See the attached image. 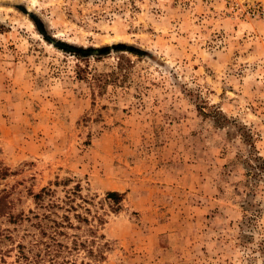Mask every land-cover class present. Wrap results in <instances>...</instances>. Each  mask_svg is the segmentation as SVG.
Segmentation results:
<instances>
[{"label": "rangeland", "instance_id": "rangeland-1", "mask_svg": "<svg viewBox=\"0 0 264 264\" xmlns=\"http://www.w3.org/2000/svg\"><path fill=\"white\" fill-rule=\"evenodd\" d=\"M77 184L99 264H264V0H0V264Z\"/></svg>", "mask_w": 264, "mask_h": 264}, {"label": "trees", "instance_id": "trees-1", "mask_svg": "<svg viewBox=\"0 0 264 264\" xmlns=\"http://www.w3.org/2000/svg\"><path fill=\"white\" fill-rule=\"evenodd\" d=\"M82 53L90 54L89 50ZM58 183L55 182L57 185ZM75 187L67 191L65 199L60 202L49 200L45 204L46 196L53 195L54 192L48 187L34 194L35 202L47 211L28 217L32 227L38 232L31 234L27 243L20 242L17 245L20 264H99L106 259L111 243L95 223V220L100 222L101 216H92L91 208L84 204L88 201L82 196L80 185ZM122 197L117 191L106 194V198L113 203H119ZM77 198L82 202L77 203ZM7 209L9 206L6 196H1L0 216Z\"/></svg>", "mask_w": 264, "mask_h": 264}]
</instances>
